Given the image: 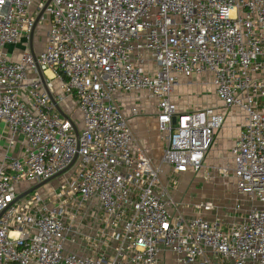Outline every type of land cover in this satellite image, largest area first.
Instances as JSON below:
<instances>
[{"label": "built area", "instance_id": "built-area-1", "mask_svg": "<svg viewBox=\"0 0 264 264\" xmlns=\"http://www.w3.org/2000/svg\"><path fill=\"white\" fill-rule=\"evenodd\" d=\"M202 75L244 116L232 169L216 172L231 170L252 205L219 221L205 218L210 201L186 217L168 198L177 175L202 170L224 122L171 99L181 78ZM143 100L165 141L158 164L132 129ZM0 123V264H264V0H0Z\"/></svg>", "mask_w": 264, "mask_h": 264}, {"label": "rangeland", "instance_id": "rangeland-1", "mask_svg": "<svg viewBox=\"0 0 264 264\" xmlns=\"http://www.w3.org/2000/svg\"><path fill=\"white\" fill-rule=\"evenodd\" d=\"M46 29L47 15L44 14L43 19L37 23L34 31L33 40L35 51L43 46V42L45 41ZM150 66L152 65L150 64ZM154 69H156V67ZM204 77L205 76H203V79L200 81L193 80V78L185 82L179 80L178 84L175 86L176 88L172 93L171 98L178 111L189 113L194 111L195 108H206L211 104L210 99L213 96V91L212 88H210L209 81ZM205 100L208 101V105L205 104ZM71 101L72 100L70 98L65 99L64 103L61 105L63 111L69 110L68 108L69 106H71ZM201 101H203V104H198L199 102L201 103ZM142 106L150 107V102L147 100H143ZM70 114L74 119L79 118V114L75 108H71ZM146 127L148 128V126ZM150 131L155 132L152 129ZM156 134L158 135L159 133L156 131ZM158 137V143L161 148L160 142L163 141L165 144V141L160 134ZM147 138L150 139V136L148 135ZM148 145L151 147L152 143L148 142ZM204 166L205 167L197 173L191 171L190 173H187L189 175H191V173L193 175L195 174V176L192 175V178L196 180L195 182H199L198 184L195 183L197 185L194 186L193 183H188L190 181V177L184 179V181L181 179V181L178 183L177 190L181 191V196H183L184 199L182 202L180 200L177 203L178 205H180V211H183V213L186 214V217L193 216V208L195 206L194 204L198 202L210 201L213 203L215 207L214 211L205 214V218L209 219L210 221H219L228 217V211L231 207H233L235 203L242 204V210H247L251 207L252 204L250 200L246 196L238 194L236 192L231 170H228L226 177H222L216 172L217 168L207 165ZM223 166L228 167V169H232V162L230 158L225 161ZM197 179H200V181ZM58 181L59 179L52 180L39 188L37 191H47L51 188H54L58 185ZM30 185L32 184L28 182H21L18 185V191L23 192V190ZM196 191H198V193ZM173 211L177 213L176 209H173ZM168 257L170 258L171 255H168Z\"/></svg>", "mask_w": 264, "mask_h": 264}, {"label": "crops", "instance_id": "crops-1", "mask_svg": "<svg viewBox=\"0 0 264 264\" xmlns=\"http://www.w3.org/2000/svg\"><path fill=\"white\" fill-rule=\"evenodd\" d=\"M45 41H46V38H45ZM45 41L43 42V45L45 44ZM23 48H24L23 45H19L16 47L8 46L6 48L8 58L12 61L19 60ZM42 48H43V46L41 48L37 49V51H40ZM29 49L35 51L34 42H33L32 47H31V45L29 46ZM37 51H35V52H37ZM203 76H205L204 78L209 81L210 88H212V91H213V96L210 99L211 104L208 105L207 100H205V104L208 105L207 107L215 108L216 113H219V114L221 113L224 116V122H223L222 126L215 131L213 142L210 146V149L207 151L206 156H205V160H204V165H207L210 167L213 166L215 168H218V167L223 166L225 161H227V159L230 158L231 148L234 146L235 142L239 138L241 129L244 126V116H243V113L239 110L229 111V110H226L225 108H223V105L221 104V102L218 101V99L215 96L214 88L210 84V77L208 75L193 76L191 78H181L180 81L185 82V81L190 80L192 78H193V80L200 81L203 79L202 78ZM212 100H215V101H212ZM198 104H200V105L203 104V101H201V103L199 102ZM144 108L146 109V112L141 115L143 117L138 116V117L133 118L131 120L132 129H133V132H134V135H135V138L137 140L138 145H140L144 149V151L151 158V160L154 164H158V163H160V158L162 155L161 153L163 151L165 144L163 141H161L160 142L161 148H160L159 143H158L159 134L158 135L156 134V131L158 132V129H157V124H156V120L154 117V114H155L154 107L150 106V107H144ZM179 112L183 113V111H179ZM148 114H152V115H148ZM149 117H152V118H149ZM146 126H148V128ZM151 129L154 130L155 132L150 131ZM147 130H148L149 134H148ZM2 131H3V126L0 123V135H1ZM148 135L150 136V139L147 138ZM148 142L152 143L151 147L148 145ZM6 145H7V139H4V138L0 139V164L2 163L3 154L6 152ZM10 152L12 153L11 150H10ZM12 154H14V152ZM188 173H190V172H188ZM188 175L189 174H187V173L177 175L175 184L173 185V187H171L169 189V197L168 198L171 200V202L173 204V206L170 207L171 212H174L173 209H176L177 212L179 211V212L183 213V211H180V209H178L176 207V206H178L177 202L180 200L182 202L184 199V197L181 196V191L177 190L178 183L181 181V179L184 181V179H187L188 177H190V181L188 183L189 184L193 183L194 186L199 183V182H195L196 180H194V178H192V175H193L192 173H191V175H189V176ZM193 176H195V174ZM197 180L200 181V179H197ZM195 183H197V184H195ZM196 192L198 193V191H196ZM184 215H186V214H184ZM92 223H93V221L90 220L89 224H92ZM94 228H96V223L92 224V229H94ZM67 248L71 249V250H76V251L81 252V253L85 252L83 244H76V245L73 244V245L67 246Z\"/></svg>", "mask_w": 264, "mask_h": 264}, {"label": "water", "instance_id": "water-1", "mask_svg": "<svg viewBox=\"0 0 264 264\" xmlns=\"http://www.w3.org/2000/svg\"><path fill=\"white\" fill-rule=\"evenodd\" d=\"M175 121H176V120H175V117H173V118H172V125H175ZM45 184H47V181L32 186L30 189H28V190H26L25 192H23L22 194H20V195L18 196V199L23 198L24 196L30 194V193L33 192L34 190L41 188V187H42L43 185H45Z\"/></svg>", "mask_w": 264, "mask_h": 264}, {"label": "bare ground", "instance_id": "bare-ground-1", "mask_svg": "<svg viewBox=\"0 0 264 264\" xmlns=\"http://www.w3.org/2000/svg\"><path fill=\"white\" fill-rule=\"evenodd\" d=\"M37 21L35 22V26H34V29H33V31L31 32V34H30V43L31 42H34V40H33V36H34V31H35V27H36V25H37Z\"/></svg>", "mask_w": 264, "mask_h": 264}]
</instances>
